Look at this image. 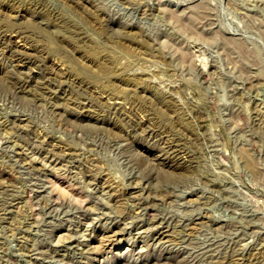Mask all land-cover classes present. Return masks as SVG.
Segmentation results:
<instances>
[{"label":"rangeland","instance_id":"1","mask_svg":"<svg viewBox=\"0 0 264 264\" xmlns=\"http://www.w3.org/2000/svg\"><path fill=\"white\" fill-rule=\"evenodd\" d=\"M163 263L264 264V0H0V264Z\"/></svg>","mask_w":264,"mask_h":264},{"label":"bare ground","instance_id":"2","mask_svg":"<svg viewBox=\"0 0 264 264\" xmlns=\"http://www.w3.org/2000/svg\"><path fill=\"white\" fill-rule=\"evenodd\" d=\"M16 73H17V72H16ZM18 74H19V73H18ZM21 75H22V74H21ZM21 75H20V77H21ZM18 76H19V75H18ZM16 77H17V76H16ZM20 77H18V79H19ZM18 79H17V80H18ZM23 84H24V83H23ZM25 85H26V84H25ZM36 86L39 87V88L42 89V90H45V89H46L43 83H39V84L36 83ZM32 88H33V87H32ZM37 89H38V88H37ZM39 92H41V91H39ZM44 94H45V93H44ZM75 98H76V97H75ZM73 100H74V98H73ZM69 101H70V100H69ZM70 104H71V103H70ZM64 105H65V104H64ZM66 106H67V105H66ZM77 110H78V109H77ZM91 111H92V110H91ZM98 113H99V112H98ZM103 115H104V114H103ZM155 146H156V145H155ZM164 148H165V147H164ZM164 148H163V149H164ZM163 149H161V150H163ZM171 151H172V150H171ZM171 151H169V153H171ZM164 152H165V151H164ZM164 152L162 151V154H163ZM173 152H174V151H173ZM166 153H167V152H166ZM165 157H166V156H165ZM176 158H177V157H176ZM168 159H169V158H168ZM157 161H158V160H157ZM158 162H159L160 165H164V164H163V161H161L162 163H161L160 161H158ZM169 162H170V161H169ZM172 163H173V162H172ZM171 165H172V164H171ZM164 166H165V165H164ZM164 166H162V167L164 168ZM158 167H160V166H158ZM165 167H166V166H165ZM170 167H172V166H170ZM173 167H174V166H173ZM178 167H179V166H178ZM160 168H161V167H160ZM166 168H167V167H166ZM164 169H165V168H164ZM168 169H169V167H168ZM168 169H166V170H168ZM170 170H171V169L168 170L169 172L166 171V173L168 174V175H167L168 178H169L170 176H173V175H174V173L172 172V170H171V171H170ZM184 171H185V170H184ZM181 176H182V174H181ZM159 179H160V178H159ZM136 197H137V194H136ZM164 240H165V238H164ZM163 264H165V263H163Z\"/></svg>","mask_w":264,"mask_h":264}]
</instances>
